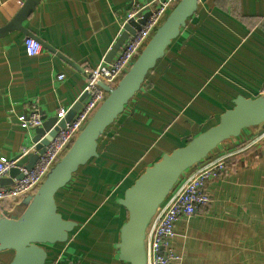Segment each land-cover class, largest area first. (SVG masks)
<instances>
[{
	"label": "crops",
	"instance_id": "1",
	"mask_svg": "<svg viewBox=\"0 0 264 264\" xmlns=\"http://www.w3.org/2000/svg\"><path fill=\"white\" fill-rule=\"evenodd\" d=\"M23 1L0 0V27ZM149 1L41 0L23 22L42 46L36 56L26 53L21 31L0 37V157L33 150L34 132L21 128L18 117L37 110L47 118L69 109L85 87L83 70L104 60L128 15ZM261 94L264 0H199L140 90L98 139L97 157L58 191V211L77 226L66 242L44 246L45 264H122L115 244L127 217L119 204L124 191L164 154L215 125L237 96ZM256 136L221 177L208 182L211 201L175 222L169 247L182 264H264V126L227 141L233 148ZM22 199L0 201V215L4 209L22 211ZM12 257V251L0 252V264Z\"/></svg>",
	"mask_w": 264,
	"mask_h": 264
},
{
	"label": "water",
	"instance_id": "2",
	"mask_svg": "<svg viewBox=\"0 0 264 264\" xmlns=\"http://www.w3.org/2000/svg\"><path fill=\"white\" fill-rule=\"evenodd\" d=\"M40 1L24 0L15 15L0 27V37L19 30L25 34V38L37 40V37L26 30L23 22ZM198 2L199 0H178L117 83L109 86L99 82V86L106 93L103 101L85 121L39 186L33 192L22 196L20 204L23 210L14 214L4 209L0 215V252H13L8 264H45L47 253L44 246L67 241L69 233L77 223L65 219L58 211V191L70 182L81 166L97 157L98 139L140 90L148 72L164 56L166 49L179 36L186 21L196 11ZM150 13L149 6L143 7L123 23L121 33L103 60L105 63L113 60ZM43 46L54 51L47 45ZM61 58L76 67L70 60ZM87 96L86 92L81 93L58 122L57 116L46 118L40 114L41 124L32 129L33 150L12 159L15 160L14 166L6 176L0 178V187L11 185L14 179H19L22 175L21 168L29 170L33 167L59 129L72 120ZM258 125L264 126V94L255 98L237 96L233 100V106L221 114L215 125L170 153L164 154L147 167L119 200V204L127 212V217L119 230L115 259L123 264H145V229L183 172L199 164L223 142L239 137L243 130Z\"/></svg>",
	"mask_w": 264,
	"mask_h": 264
},
{
	"label": "built area",
	"instance_id": "3",
	"mask_svg": "<svg viewBox=\"0 0 264 264\" xmlns=\"http://www.w3.org/2000/svg\"><path fill=\"white\" fill-rule=\"evenodd\" d=\"M176 1L151 0L128 15V18H131L141 8L146 6L151 8L148 19L126 41L110 63L102 61L92 69H84V73L88 76L82 93L86 92L88 96L81 108L70 122L59 129L31 169L21 168L22 175L19 179H14L11 185L0 187V200L20 198L33 192L39 186L49 169L81 130L85 121L103 101L106 93L99 86V82L109 86L117 83ZM24 47L29 56H36L42 51L41 44L30 37L24 39ZM63 77V74L57 76L58 79ZM66 112L67 109H60L57 113L58 119L63 118ZM18 122L21 128L27 130L39 126L42 121L38 111L32 110L21 114ZM259 139V136H256L245 144L222 152L211 153L199 164L183 172L171 192L158 206L145 229V264H182L181 257L174 254L169 247V241L174 235L175 222L193 215L200 207L206 206L211 201L206 189L208 182L221 177L228 168L229 160L234 155L247 150ZM14 162L15 160L0 157V178L7 175L10 168L14 166Z\"/></svg>",
	"mask_w": 264,
	"mask_h": 264
},
{
	"label": "rangeland",
	"instance_id": "4",
	"mask_svg": "<svg viewBox=\"0 0 264 264\" xmlns=\"http://www.w3.org/2000/svg\"><path fill=\"white\" fill-rule=\"evenodd\" d=\"M177 1H178V0H177ZM177 1H176V2H177ZM149 2H150V1H149ZM176 2H175V3H176ZM146 4H147V3H146ZM174 5H175V4H174ZM139 7H140V6H139ZM137 8H138V7H137ZM137 8H136V9H137ZM134 10H135V9H134ZM134 10H133V11H134ZM150 11H151V8H150ZM150 14H151V13H150ZM149 16H150V15H149ZM147 19H148V18H147ZM147 19H146V20H147ZM160 23H161V22H160ZM158 25H159V24H158ZM158 25H157V26H158ZM228 143H229L228 141L223 142L221 145L218 146L217 149H215L214 151H212V153H215V152H222V151H225V150L229 149V147H228ZM210 154H211V153H210ZM210 154H209V155H210ZM209 155H208V156H209Z\"/></svg>",
	"mask_w": 264,
	"mask_h": 264
},
{
	"label": "bare ground",
	"instance_id": "5",
	"mask_svg": "<svg viewBox=\"0 0 264 264\" xmlns=\"http://www.w3.org/2000/svg\"><path fill=\"white\" fill-rule=\"evenodd\" d=\"M67 111H68V109H67ZM66 113H67V112H66ZM38 114H39V113H38ZM39 116H40V115H39ZM56 116H57V115H56ZM40 119H41V118H40ZM59 120H60V118L58 119V117H57V122H58ZM41 121H42V120H41ZM28 152H29V151H28ZM26 153H27V152H26ZM23 154H24V153H23ZM23 154H22V155H23ZM34 165H35V164H34ZM34 165H33V166H34ZM0 201H5V200H0Z\"/></svg>",
	"mask_w": 264,
	"mask_h": 264
},
{
	"label": "trees",
	"instance_id": "6",
	"mask_svg": "<svg viewBox=\"0 0 264 264\" xmlns=\"http://www.w3.org/2000/svg\"><path fill=\"white\" fill-rule=\"evenodd\" d=\"M123 264V263H122Z\"/></svg>",
	"mask_w": 264,
	"mask_h": 264
}]
</instances>
